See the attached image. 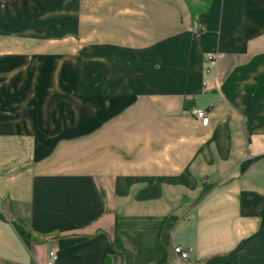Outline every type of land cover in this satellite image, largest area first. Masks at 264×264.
I'll list each match as a JSON object with an SVG mask.
<instances>
[{
  "label": "crops",
  "instance_id": "0c3cea01",
  "mask_svg": "<svg viewBox=\"0 0 264 264\" xmlns=\"http://www.w3.org/2000/svg\"><path fill=\"white\" fill-rule=\"evenodd\" d=\"M81 2L0 40V264H264V0Z\"/></svg>",
  "mask_w": 264,
  "mask_h": 264
},
{
  "label": "rangeland",
  "instance_id": "374dc122",
  "mask_svg": "<svg viewBox=\"0 0 264 264\" xmlns=\"http://www.w3.org/2000/svg\"><path fill=\"white\" fill-rule=\"evenodd\" d=\"M70 1L0 0V40L6 37L21 39L23 36L42 38V41L47 43L48 41L57 42L48 45V51H55L58 47H62V50H67L70 46H75V44L77 46L80 41L77 39L78 41L76 40V42L73 39L75 36L79 38L85 36L86 22H69L74 19L70 17L73 13L70 14V11H66L67 8H71L69 7ZM72 1L75 2V0ZM81 1V3H84L86 0ZM82 8L84 9L83 6ZM78 17L77 14V19L79 20ZM75 29L80 31H73ZM31 41H35V45H43L42 41L36 39H31ZM30 45L33 44L30 43ZM44 67V72L47 74L49 72L48 65L45 64ZM45 79H47V75Z\"/></svg>",
  "mask_w": 264,
  "mask_h": 264
},
{
  "label": "built area",
  "instance_id": "2783aa9c",
  "mask_svg": "<svg viewBox=\"0 0 264 264\" xmlns=\"http://www.w3.org/2000/svg\"><path fill=\"white\" fill-rule=\"evenodd\" d=\"M204 32V27L198 23H194L191 27V33L194 37L200 36ZM218 58V54L208 53L207 61L209 66L206 68V73L210 74V65L214 64ZM192 115L200 122L201 125L207 126L209 124V113L205 109L196 108L192 111ZM56 252L54 250L49 252V261L47 264H55ZM189 261V251L181 246H174L172 248L170 258L163 264H187Z\"/></svg>",
  "mask_w": 264,
  "mask_h": 264
},
{
  "label": "water",
  "instance_id": "95a60500",
  "mask_svg": "<svg viewBox=\"0 0 264 264\" xmlns=\"http://www.w3.org/2000/svg\"><path fill=\"white\" fill-rule=\"evenodd\" d=\"M105 264H109V263L107 262V263H105Z\"/></svg>",
  "mask_w": 264,
  "mask_h": 264
}]
</instances>
